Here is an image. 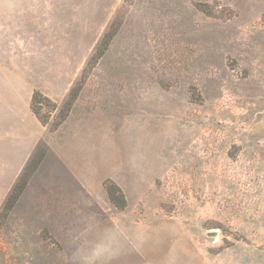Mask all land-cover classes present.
<instances>
[{
  "label": "rangeland",
  "instance_id": "374dc122",
  "mask_svg": "<svg viewBox=\"0 0 264 264\" xmlns=\"http://www.w3.org/2000/svg\"><path fill=\"white\" fill-rule=\"evenodd\" d=\"M16 1L45 36L0 38V213L46 154L0 264H74L86 223L133 238L111 264H264V0Z\"/></svg>",
  "mask_w": 264,
  "mask_h": 264
},
{
  "label": "clouds",
  "instance_id": "9594fccd",
  "mask_svg": "<svg viewBox=\"0 0 264 264\" xmlns=\"http://www.w3.org/2000/svg\"><path fill=\"white\" fill-rule=\"evenodd\" d=\"M95 231L94 225L86 223L69 233L74 245V264H111L124 244L133 242L132 237L115 228L105 229L94 237Z\"/></svg>",
  "mask_w": 264,
  "mask_h": 264
},
{
  "label": "trees",
  "instance_id": "16d2710c",
  "mask_svg": "<svg viewBox=\"0 0 264 264\" xmlns=\"http://www.w3.org/2000/svg\"><path fill=\"white\" fill-rule=\"evenodd\" d=\"M106 36L107 35H105V38ZM41 106H46L52 108L53 110H56L57 108L56 103H54L49 97L43 95L40 91L36 90L32 97L31 110L36 116V118L41 122V124L46 125L48 124L50 117L43 116L41 114ZM45 154V150L42 149L39 144L36 147L34 153L31 155L30 159L28 160L23 171L21 172L19 179L13 188V191L11 192V195L7 199V202L5 203V206L2 212L0 213V217L2 215L7 216V213L12 210L13 206L15 205L23 190L27 186L30 178L36 172L39 165L43 161ZM106 188L109 195V199L113 203V205L119 209H124L127 206V200L121 188H119L113 181H109L107 183Z\"/></svg>",
  "mask_w": 264,
  "mask_h": 264
},
{
  "label": "crops",
  "instance_id": "0c3cea01",
  "mask_svg": "<svg viewBox=\"0 0 264 264\" xmlns=\"http://www.w3.org/2000/svg\"><path fill=\"white\" fill-rule=\"evenodd\" d=\"M18 2H20V4L22 5L21 3L22 1L0 0V38H5V37L37 38L40 36H45L42 30L37 29L36 26L34 28V27H29L28 25H23V21L21 20V17H19V15H16V14L24 12L25 9L24 10L19 9L16 6L17 4H19ZM10 43L12 42L10 41ZM11 45L12 44H9L8 46H11ZM8 52H9V48H7L6 46H4L0 50V53H8ZM12 53H16V52H12ZM19 68H21V70L16 71V73L14 72L15 77H17L18 79H20L21 74H24V72L27 75V77H29V75H31L33 72L36 73V70H37L36 66H32L30 64H27L26 67H19ZM4 70H8V68L3 69V71ZM30 112L33 114L31 110V104H30ZM34 117L36 118L35 115ZM36 120L38 119L36 118ZM41 126L45 127V125L43 124H41ZM30 157H28L27 160H29Z\"/></svg>",
  "mask_w": 264,
  "mask_h": 264
}]
</instances>
